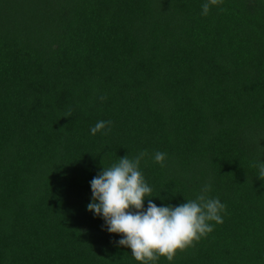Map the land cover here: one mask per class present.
Listing matches in <instances>:
<instances>
[{"label": "trees", "instance_id": "obj_1", "mask_svg": "<svg viewBox=\"0 0 264 264\" xmlns=\"http://www.w3.org/2000/svg\"><path fill=\"white\" fill-rule=\"evenodd\" d=\"M202 2L0 0V264H139L86 204L141 150L147 199L226 205L157 264H264V0Z\"/></svg>", "mask_w": 264, "mask_h": 264}, {"label": "clouds", "instance_id": "obj_2", "mask_svg": "<svg viewBox=\"0 0 264 264\" xmlns=\"http://www.w3.org/2000/svg\"><path fill=\"white\" fill-rule=\"evenodd\" d=\"M220 2L203 0L200 15H208L210 7ZM111 123L98 120L89 127V134H106ZM147 155L141 150L131 158L125 154L109 166H102L89 181L91 195L86 210L102 219V230L118 234L115 245L130 249L139 264H157L161 256L172 262L178 249L183 250L212 231L210 222H222L226 205L218 197L208 195L212 186L207 183L194 199L176 205H157L147 199L152 196V188L140 168ZM151 159L164 167L167 153L156 150ZM252 166L258 170L256 177L264 179V160L259 158Z\"/></svg>", "mask_w": 264, "mask_h": 264}]
</instances>
